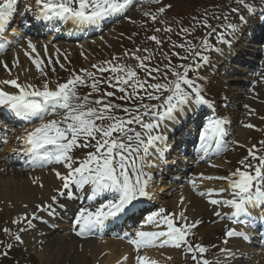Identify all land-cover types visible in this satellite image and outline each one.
<instances>
[{
  "label": "rangeland",
  "instance_id": "374dc122",
  "mask_svg": "<svg viewBox=\"0 0 264 264\" xmlns=\"http://www.w3.org/2000/svg\"><path fill=\"white\" fill-rule=\"evenodd\" d=\"M32 2L34 5V0H18L17 13L12 22L7 26L6 32L13 27L15 29L17 28V32L19 31V33L13 36V40L10 43H7L6 50L3 52L5 57L2 61L0 60V70L6 69L9 74H12L16 67L23 70L25 66L22 60H24L28 63L27 65L33 68V72L27 78L21 79L19 77L18 83L30 84L40 89H42L45 83L49 85V88L55 89L57 84L67 82L73 75H80L86 83L84 85H78L76 92L81 98H88L86 108L100 107L94 101L102 97L104 103L111 102L129 108H133L135 104L140 102L138 97L135 98V102L132 100H120L119 97L124 94L119 92L116 80L112 79L116 74L111 71L102 73L98 70L100 67L110 68L111 66L120 65L124 66L126 70L131 68L136 71L138 78L142 81L166 83L168 80L174 79L170 71L171 66L181 65L191 61V57L189 60L181 59L188 55L186 51L188 45L186 42L191 41L192 44L200 43V40L209 31V29L203 26L205 20L212 27L216 28L217 31H226V28L222 26H226L229 23L239 24L240 15L243 14L247 23L241 25V30L237 33L231 47L223 45L222 53L214 51L205 52L204 54L210 57V62L198 70V74L202 79L196 80V83L201 86L202 95L212 103L213 107L209 108L207 105L196 106L193 104L196 106L195 108L190 107L192 105L188 106V110L192 109V111L185 114L182 118L178 117L180 114L177 117L179 118V123L181 119L185 118L186 121L184 123L186 124L195 118V110L197 111L196 118L199 121L205 115H208V113H211L213 116L215 115L219 119L226 118L231 125V131L228 133L227 139L231 140L241 129L247 130L248 135L246 134L245 138L237 141L244 144L247 148L254 145L257 148L259 156L264 155V143H262L264 142V138L259 136L261 133L259 132L260 129L264 128V15H262L264 13V0H246V3L254 6V13L252 14L244 10L236 0H133L132 5L124 14L111 18L100 27H95L94 29L86 27L84 34L71 38L64 37V33L60 34L63 29L68 28L67 23L59 21L54 23L37 22L33 19V12L31 11H27V15L23 17L22 21H19L21 11L25 9V5ZM238 7H241L240 13L232 12L233 8ZM161 8L164 9L163 12L159 11ZM225 16H227V19H225ZM215 17H219V19ZM260 17H262L263 22H260ZM26 21H30L35 26H26ZM256 25L258 26L256 27ZM193 26H195L194 30ZM57 29L59 30L55 31ZM168 29H171V31H168ZM182 29H188L189 32L185 33ZM49 33L50 37L47 38ZM153 36L160 41L159 44L150 39ZM209 39L212 44H216L215 35L209 37ZM29 40L36 46V52H32L28 48ZM180 44H185L186 47H174V45L178 46ZM217 46L219 47V45ZM230 50L231 52L226 53L227 56H225L224 53ZM16 55H19L21 58L20 61L13 64L9 58ZM136 57H148V59L143 60V63L148 68H158L160 72H153L152 75L159 76L160 78L154 80L147 75L146 70L138 68L141 60H138ZM33 59L43 61L41 64V68L44 71L43 75L37 70L35 64L32 62ZM109 61L111 65L107 63ZM5 65H7V68ZM61 65H63V68ZM93 65H96V67L94 68ZM166 65H169V68H166ZM53 69L55 70L53 71ZM85 70L92 72L94 76L92 78L87 77ZM165 73H167L166 78L164 77ZM119 74L124 75V73ZM189 75L192 76V73ZM93 79L100 81L97 91H94L91 87ZM125 87L128 92L132 91L131 87ZM138 91L140 96H144L143 103L145 104H159L161 102L149 100L143 91L139 89ZM149 91L152 90L149 89ZM107 92H114L115 95L113 97H107L105 95ZM154 94L161 95L160 92ZM164 95H167V93H164ZM161 99H163V96H161ZM140 111L142 112L143 109L141 108ZM109 114L123 119L128 118V115L122 109H114ZM63 116L64 111L58 109L52 115L46 116L45 122L48 120L59 121L63 119ZM2 118L4 116H0V119ZM6 120L5 118V122ZM147 121L148 118L145 117V122ZM111 122L109 120H104L103 122L97 121L98 124L103 123L104 125ZM40 123L41 121L39 120L33 122L20 120L14 125L8 122L5 124L8 127L0 128L2 132L0 133V165H3L1 161L2 154L11 156L10 152H6L5 145L2 141L5 139L10 141L20 139L21 135L32 131ZM246 125H252V127H246ZM130 127L134 128L136 132H143V129L139 125L133 124ZM254 132H257V134L253 137V141L251 137L255 134ZM99 138L97 136V139ZM249 138L252 142L249 141ZM81 139L83 140V137ZM84 142L87 143L89 141ZM90 143L94 145L95 141L92 140ZM173 150L174 153L172 154L175 155L177 152L175 151L176 148ZM94 151V147L75 148L72 155L77 160V166L80 160L86 158L88 152ZM224 151L226 152L224 156L230 152L229 144L224 146ZM237 153L240 155L244 154L240 150ZM172 154L166 153L165 160L170 159ZM12 155L16 160V156L14 154ZM222 157L223 154L219 159ZM151 158H148L149 161ZM253 161L251 158L246 164H251ZM222 162L224 161L222 160ZM5 165L12 169H18V164L14 162L9 161ZM56 165L54 163L47 167L52 168ZM244 165L238 163L236 160L231 168L225 169L226 167L219 166L215 170V173L212 174V169H203L202 167L204 165L198 163L190 171L195 172L203 169L196 174L198 175L197 178L201 179L204 186H206L204 188L217 189L219 188L218 185H228V181L207 179L208 177H212V175L215 177H228L238 168L243 170ZM61 167L63 168L62 164ZM37 170V167L26 166L20 168L21 173L30 176H33V173ZM43 170L41 169V171ZM161 170L162 173L155 171V174L152 175L151 189L156 191L160 185L164 186V189L156 193L160 202L152 205L149 210L154 213L158 212L160 208H164L165 213L163 215L171 214L174 222L178 226L190 225L199 221L194 226L195 232L207 241H214V248L211 250L206 249L203 258L207 259L209 264H226V257L221 252L222 248L220 247H225L222 238H224L223 233L228 229L229 225L225 218L216 216L212 209L206 208L204 211L199 209V213L194 217L186 214L185 217L187 219H181L180 213L183 209L181 203L187 204V208L191 206L190 200L187 199L193 193L190 192L189 187L179 184L180 182L170 180L168 174L173 169L169 170L167 168L165 170L161 168ZM90 189L91 186L87 185V189L82 191V197L86 198L90 195ZM111 195V193H107L104 197L95 201L93 203L94 210L101 203L105 202L106 199L111 198ZM174 199H179L176 205L177 219L174 217L175 210L173 204L172 206L169 204ZM56 204H63L65 206L69 204L68 206H71L72 211L68 214L69 218L62 216L57 217V222L54 219L55 222H51L50 224L49 222L40 223L48 226L50 229L59 226V224H65L66 227L69 225L71 230L68 232L76 234L72 229V226H74V218L78 210L86 207L89 203L87 201L80 203L75 197L71 200V198L66 199V197L59 196ZM45 213L50 217L48 211H45ZM28 217L32 219L31 216ZM156 219L160 222V217H156ZM135 220H137L135 222V231H138L141 220L140 218H136ZM31 221L33 222V220ZM6 228L10 230L9 233H5L4 229ZM160 229H167V227L164 223H161ZM16 235V229L11 223L0 219V253L2 255L0 262L6 260V262H12V264H39V260L33 251H30L27 246L14 239ZM52 237H57V234H52ZM80 237H90V239L100 242V248L105 249L104 251L109 255L107 262L102 264H117V262H111V254L114 249V246L111 244L118 241L115 239V235L112 236L108 232L102 233L101 235H83ZM225 238L227 239V243L232 240L226 237V235ZM188 242L192 244V239ZM235 242L240 241L237 240ZM227 243L226 247L228 246ZM202 244H206V242H202ZM7 245H11V248L7 247ZM17 246L19 248H16ZM1 248H10V250L2 253ZM186 248L185 245H182L180 248L173 247L172 245L161 247V251L158 254L164 258L157 261V264H196V261L192 259V253L188 252ZM10 253H15V255H11ZM133 256L134 259L132 260L130 256L128 264H137V254L134 253ZM197 257L199 259L200 254H197ZM259 260L253 258V264H259ZM72 263H77V260ZM227 264H237V262L233 261L232 258H228Z\"/></svg>",
  "mask_w": 264,
  "mask_h": 264
},
{
  "label": "snow or ice",
  "instance_id": "6c2138e0",
  "mask_svg": "<svg viewBox=\"0 0 264 264\" xmlns=\"http://www.w3.org/2000/svg\"><path fill=\"white\" fill-rule=\"evenodd\" d=\"M236 2L249 14L254 13V6L246 3V0H236ZM132 3L133 0H34V5H25V11L33 12L34 19L37 21L53 23L72 21L81 27H99L111 18L124 14ZM17 4L18 0H0V35L5 33L7 26L17 13ZM241 7L233 8L232 12L240 13ZM159 11L163 12L164 9L161 8ZM215 18L219 19V17ZM239 19V24L229 23L222 26L226 28V31H217L205 20L203 26L209 31L199 44H192L191 41H187L188 47L185 44L174 45V47H186L188 55L181 59L189 60L191 57V61L171 66L170 71L174 79L168 80L166 83L142 81L138 78L136 71L131 68L126 70L124 66L120 65L110 68L100 67L98 70L102 73L111 71L116 74L112 79L116 80L119 92L124 94L119 97L120 100L135 102V98H139L140 102L135 104L133 108L111 102L104 103L103 97L94 101L96 105H100L99 108H86L88 98H81L76 92L78 85L86 83L80 75H73L67 82L57 84L55 89L49 88L47 83L43 84L42 89H40L30 84L18 83L17 79L0 80V85H8L17 90L9 92L0 87V107L6 108L15 117L24 121H41L37 127L21 138L25 145V155L30 157V162L34 166L40 167L54 163L62 164L66 169L63 174L59 171L56 172V177L61 181L60 188L55 190L58 195L73 198V188L79 191L86 185L91 186L89 201L104 193L112 194L111 198L106 199L94 211L86 207L78 210L74 218V225L79 227L76 235L83 236L101 229L106 222L134 212L137 208L136 202L140 198H150L149 187L153 176L151 172H146L144 169L155 167L148 158L154 153L157 158H160L166 147L164 144L166 137L162 133L154 134V132L161 125L167 128L165 121L177 122V115L183 114L186 107L192 104L213 107L212 103L202 95L201 86L196 83V80L202 79L198 70L210 62V57L205 55V52L222 53L223 49L217 45L231 47L237 33L241 30V25L247 23L243 14L240 15ZM194 29L195 26H193ZM182 31L189 32L188 29H182ZM213 35L216 38L215 45L209 39ZM150 39L160 43L155 36L150 37ZM7 43L9 42H4V44ZM3 46L0 44V47ZM28 48L32 52H36V46L31 40L28 41ZM136 58L141 60L138 68L146 70L147 75L154 80L160 78L152 75L153 72H160L158 68H148L143 63V60L148 59V57ZM197 58L199 59L197 60ZM32 62L43 75L44 71L41 68L43 61L33 59ZM107 63L111 65L110 61ZM5 67L7 68V65ZM61 67L63 68V65ZM93 67L95 68L96 65ZM165 67L169 68V65ZM85 72L89 78L94 76L92 72L87 70ZM119 73H124V75ZM190 73L192 76L189 75ZM166 76L167 73L164 74L165 78ZM99 83L100 81L93 79L91 87L94 91L98 90ZM125 86L131 87L132 91L128 92ZM138 89L145 93L147 99L161 102L159 104L143 103L144 96H140ZM156 92H160L161 95H155ZM105 95L113 97L115 93L107 92ZM141 108L143 109L142 112L140 111ZM58 109L64 111L63 119L45 122V117L52 115ZM114 109H122L128 118L123 119L108 114ZM145 117L148 118L147 122H145ZM104 120L112 122L107 125L97 123V121L103 122ZM228 123L226 118L209 120L201 134V140L204 142L202 148L205 152L210 146L209 141H214L219 148L222 138L227 135V129L224 126ZM133 124L139 125L143 132H136L134 128L130 127ZM246 127H252V125H246ZM97 136L100 138L97 139ZM92 140L95 141L94 145L90 143ZM84 141L89 142L85 143ZM5 142L7 141L5 140ZM81 147H94L95 151L88 152L86 158L80 160L77 166V160L72 152L75 148ZM249 156L258 163L255 165L245 164L244 170L238 168L228 177L207 178L228 181L232 198L210 199L209 202L212 205L230 208L232 211L228 218L232 220V223H240L245 226H252L257 223V219L251 215L249 209L264 208V155L258 156L252 149H249ZM241 163L244 162L241 161ZM33 183L36 181L34 180ZM190 183L195 186L194 181H190ZM41 187H43L42 184ZM219 191L225 192L228 189L222 188ZM211 194L212 190H209L208 193H199L201 196H211ZM51 199L54 204L57 201V196L54 195ZM53 204L43 206L38 204L36 207L39 211H48L49 215H54ZM164 213L165 209L160 208L158 212L147 217V223H154L156 217H160V222L166 224L167 231H137V238L129 241L135 246L137 252L142 247L155 246V241L163 237L161 246L170 244L180 248L185 245L188 252L200 254L199 259L197 255L192 256L196 264H209V261L203 258L206 248L200 245L193 247L186 239L188 229L194 227L199 221L178 227L174 223L172 215H163ZM37 218L41 217H37L33 213V219ZM180 218L187 219L183 212L180 213ZM18 222L13 221V223ZM28 227H32L31 220H28ZM24 230L23 228L20 229V231ZM4 231L5 233L10 232L7 228ZM225 235L228 238L249 239L248 233L237 231L234 228L228 229ZM14 239L19 241L21 237L16 235ZM224 243H227V239ZM7 247H11V245H7ZM221 252L225 254L226 264L228 258H235L236 255L227 248L221 249ZM124 259L126 260L127 257ZM136 259L138 264H157L156 261L142 255H138Z\"/></svg>",
  "mask_w": 264,
  "mask_h": 264
},
{
  "label": "bare ground",
  "instance_id": "6f19581e",
  "mask_svg": "<svg viewBox=\"0 0 264 264\" xmlns=\"http://www.w3.org/2000/svg\"><path fill=\"white\" fill-rule=\"evenodd\" d=\"M28 5H33L32 3H28ZM24 12V11H23ZM26 13V11H25ZM34 19V15H33ZM38 22V21H37ZM66 23V22H65ZM68 28L64 29L60 34L64 33V37L71 38L74 37L75 35H78L82 32V27L75 25L72 21H68ZM35 26V24L31 23L30 21H26V26ZM258 25H256L257 27ZM93 28V27H89ZM57 31V30H55ZM19 33L15 28H10L8 30L7 35L1 36L0 37V42L4 43L5 41H12L13 35H16ZM50 37V33L48 34V37ZM220 48L223 49V45H219ZM80 48H82L80 46ZM79 48V49H80ZM6 49H1L0 51V60L2 61L4 59L3 52ZM230 51L225 52L224 55L227 56L226 53H230ZM20 56L16 55L13 56L10 59V61L15 64L17 61H20ZM23 65L25 66L24 69H20L19 67H16L14 69V72L12 74L7 73L6 69H1L0 70V80H11V79H17L20 77L22 78H27L29 75L32 74L33 68L26 63L24 60H22ZM78 63V62H77ZM11 67V66H10ZM12 70V69H10ZM260 85V84H259ZM0 87H3L5 91L13 92L17 91L16 89H13L11 86L8 85H0ZM0 109H6L3 107H0ZM11 116H14L11 114ZM17 118V117H16ZM20 119V118H17ZM167 124V130L168 128V123ZM0 127H3L0 125ZM227 129V135L229 133V128L228 125L226 124L224 126ZM165 132H167L165 130ZM246 134L248 135V131L241 129L237 132V137L239 139L245 138ZM226 135V137H227ZM22 137V135H21ZM23 141V140H21ZM233 141V139H232ZM212 142V141H211ZM210 142V144H211ZM225 141L221 143L219 147H221ZM16 145V141H12L7 143V149L8 150H14V147ZM23 147V143L21 145ZM198 148V147H197ZM167 147H165V150L160 158H157L156 154L154 153L152 158L150 159V162L155 165L153 168H145L144 171L146 172H151V174H155L154 168L156 166H162L165 164H172L173 161H168L165 159L164 155L166 153ZM238 148L234 149V154L238 151ZM209 151L207 150L208 153ZM216 150L213 151L215 153ZM180 159H183L182 156H179L177 158L178 161ZM8 161H12V159L9 157V155H4L2 154V163L3 165H0V219L5 220V222H10L11 225L16 229L17 235L21 237L19 240L20 243L24 244L29 248L30 251H33V253L37 256L39 260V264H71L72 262H75L77 260V263H72V264H102L106 263L108 260V253H106L104 250L101 249V244L98 241L92 240V239H83V238H78L75 237L73 234H68L67 227L63 224H59V226L52 227L50 229L48 226H45L44 224L40 222H45L49 224L51 222H57V217L59 216H66L67 212H71V207L65 206L63 204H56V202L53 204L52 202V196H57L59 197L58 192L55 191L56 189H59L61 186V181L56 177V172L59 171L62 174L66 172V169L61 167V164H57L56 166L52 168H48L47 165L44 166V171H41V168H38L36 172L33 173V176H30L25 173H21L20 168L18 169H12L10 167H7L5 164ZM220 160H216L217 163H219ZM180 163V162H179ZM190 163V162H189ZM192 163V162H191ZM228 163V168H231V163H232V158L227 160ZM174 164V163H173ZM58 166V167H57ZM211 166V164H210ZM185 166L180 165L177 166L178 171H174L172 175L169 177L171 180L173 179H178V180H183L186 179L188 180L187 182V187L189 185L190 192L194 191L198 188V185L201 187V182L198 180H194V177H190L189 175H184L182 171H184ZM36 181V183H33V181ZM190 181L195 182V186L193 183H190ZM41 184L43 187H41ZM186 186V185H185ZM226 188L225 186L221 187L220 189ZM164 189V186H158V189L156 191H153L151 189V185L149 187L150 191V198L148 200V204L151 203H156L159 202L157 192H160L161 190ZM168 189V188H167ZM217 189L216 192H212L211 196H201L199 195L200 192H192L193 195H190L187 200H190L191 206H188L187 204H182L181 207L182 212L184 210V216L188 214V216H196L199 213V209L201 211H204L206 208L212 209V211H219L220 215L223 217L227 218L230 213L231 209L226 207V206H220V205H212L209 201L210 199H230L232 196L231 194H223ZM209 188H207L205 193L209 192ZM214 190V189H212ZM68 199V198H67ZM179 199H174L169 202V204H173L174 206V217L177 219V211H176V205L178 204L177 202ZM46 205V204H53V209H54V215H49L48 217L45 213V211H39L37 209V205ZM180 204V203H179ZM27 205V207H25ZM178 208V206H177ZM251 212L252 216H256L258 213L262 216L264 210H260L259 208H254V209H249ZM225 212V214H223ZM33 213L36 214L37 219H33ZM151 215V212L147 214V216L143 219L144 222L141 223V227L139 231H145V232H158V231H167V229L160 230L159 225L161 222H159L157 219L154 223H147V217ZM28 216H31L32 219H30ZM259 217V216H258ZM55 219V221H54ZM260 219V217H259ZM19 221L18 223H13V221ZM28 220H33L32 222V227H28ZM37 222V223H36ZM109 226L111 228H114L115 223H110L108 221ZM176 224V223H175ZM119 227L118 225L115 227ZM127 227V226H124ZM25 229L24 231H20V229ZM114 228L113 235L118 236H127L128 231L124 228L123 229V234H119L117 229ZM105 228H101L99 231L100 233L105 232ZM237 231H242L246 232L249 234L247 231L246 227L244 225H237V227H234ZM133 230L130 229L129 233H131ZM134 232V231H133ZM52 234H57V237H52ZM136 237V235H135ZM121 239H117L119 241H116L112 243L111 245L114 246L113 252L111 254V262H117V264H128L129 263V258L131 256V260L134 259L133 254L136 253L138 255L146 256L150 258L151 260L154 261H160L162 260L161 255L158 253L161 251V248H150L147 250H139V252L136 251L134 245L132 244L131 246L123 241V238L120 237ZM129 238H134L129 236ZM137 238V237H136ZM164 238L161 237L160 239L155 241V246L161 245V240ZM237 238H233L229 243L226 244L224 243L225 239L222 238V242L224 243L225 247L220 246L222 249L227 248L232 250L233 253H235V258H232L233 261L237 262V264H253V259H250V253L242 247L239 242H235ZM204 242H209L210 245L214 244V241L210 240H205ZM264 245V244H263ZM152 247V246H150ZM206 249L209 250L208 246H204ZM16 248H19L17 246ZM2 249L3 252H7L8 249ZM169 249V248H167ZM165 249V250H167ZM260 250V249H258ZM256 253V252H255ZM1 254V253H0ZM11 254V253H10ZM224 254V253H223ZM11 255H15L11 254ZM225 255V254H224ZM124 257H127L125 260ZM238 257L241 258V260H238ZM259 264H264V251H260L258 256ZM216 258V257H214ZM137 261V259H136ZM0 264H12V262H0ZM138 264V261H137Z\"/></svg>",
  "mask_w": 264,
  "mask_h": 264
}]
</instances>
